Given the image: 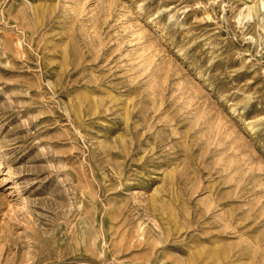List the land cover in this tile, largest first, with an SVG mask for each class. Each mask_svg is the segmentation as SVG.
Segmentation results:
<instances>
[{
	"label": "rangeland",
	"instance_id": "1",
	"mask_svg": "<svg viewBox=\"0 0 264 264\" xmlns=\"http://www.w3.org/2000/svg\"><path fill=\"white\" fill-rule=\"evenodd\" d=\"M0 264H264V0H0Z\"/></svg>",
	"mask_w": 264,
	"mask_h": 264
},
{
	"label": "bare ground",
	"instance_id": "2",
	"mask_svg": "<svg viewBox=\"0 0 264 264\" xmlns=\"http://www.w3.org/2000/svg\"><path fill=\"white\" fill-rule=\"evenodd\" d=\"M251 16H252V15H251ZM251 16H250V17H251Z\"/></svg>",
	"mask_w": 264,
	"mask_h": 264
}]
</instances>
